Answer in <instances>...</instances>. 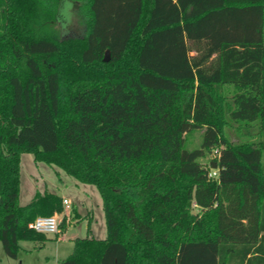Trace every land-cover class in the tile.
Returning a JSON list of instances; mask_svg holds the SVG:
<instances>
[{"label": "trees", "instance_id": "1", "mask_svg": "<svg viewBox=\"0 0 264 264\" xmlns=\"http://www.w3.org/2000/svg\"><path fill=\"white\" fill-rule=\"evenodd\" d=\"M62 1L0 0L5 255L63 212L49 191L19 204L28 153L101 198L106 237L74 239L56 264H264V141L224 135L264 131V0H68L84 31L65 40Z\"/></svg>", "mask_w": 264, "mask_h": 264}, {"label": "rangeland", "instance_id": "2", "mask_svg": "<svg viewBox=\"0 0 264 264\" xmlns=\"http://www.w3.org/2000/svg\"><path fill=\"white\" fill-rule=\"evenodd\" d=\"M73 6L74 3L68 0L59 5L56 28L62 40L80 38L84 31L83 21ZM202 134L203 130H198L186 135L187 149L198 148ZM224 135L233 145L264 141V131L259 130L257 123L244 126L229 122L224 127ZM213 155H216L215 151L202 162H207ZM34 191H61L66 196L70 208L65 210L63 207L62 213L54 215L59 221V233L47 235L43 243L20 242L21 250L17 259L7 257L0 243V264H56L72 252L74 239L106 237L102 203L97 189L92 185L78 184L64 171L36 163L31 154L24 153L20 157L19 204L23 206L29 203ZM71 203L76 207L77 215L72 213ZM197 210L195 207L194 212Z\"/></svg>", "mask_w": 264, "mask_h": 264}, {"label": "built area", "instance_id": "3", "mask_svg": "<svg viewBox=\"0 0 264 264\" xmlns=\"http://www.w3.org/2000/svg\"><path fill=\"white\" fill-rule=\"evenodd\" d=\"M217 150L215 153L217 154ZM210 176L215 177L216 171H211ZM64 209L70 208V203L66 200H62ZM29 227L37 233L44 235H57L59 233V221L55 216L50 217H37Z\"/></svg>", "mask_w": 264, "mask_h": 264}, {"label": "crops", "instance_id": "4", "mask_svg": "<svg viewBox=\"0 0 264 264\" xmlns=\"http://www.w3.org/2000/svg\"><path fill=\"white\" fill-rule=\"evenodd\" d=\"M61 191H59V193H56L57 195H59L61 198H62V200L63 199H66V196H64L63 194H62V192L60 193ZM35 193H36V191H34V193H33V195H32V197H31V199L33 198V196L35 195ZM31 199H30V201H31ZM29 201V202H30ZM71 205H72V213L73 214H76L77 215V212H76V207H74V205L71 203ZM61 233V232H60ZM21 247V246H20Z\"/></svg>", "mask_w": 264, "mask_h": 264}, {"label": "water", "instance_id": "5", "mask_svg": "<svg viewBox=\"0 0 264 264\" xmlns=\"http://www.w3.org/2000/svg\"><path fill=\"white\" fill-rule=\"evenodd\" d=\"M108 56H109L108 52H106L105 56H104V59H103L104 62H108V60H109Z\"/></svg>", "mask_w": 264, "mask_h": 264}]
</instances>
